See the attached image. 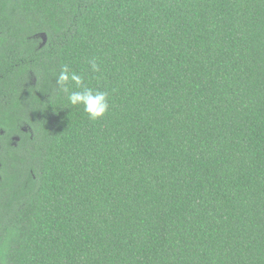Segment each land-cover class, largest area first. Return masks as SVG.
<instances>
[{
	"label": "trees",
	"instance_id": "16d2710c",
	"mask_svg": "<svg viewBox=\"0 0 264 264\" xmlns=\"http://www.w3.org/2000/svg\"><path fill=\"white\" fill-rule=\"evenodd\" d=\"M0 264H264V0H0Z\"/></svg>",
	"mask_w": 264,
	"mask_h": 264
},
{
	"label": "clouds",
	"instance_id": "9594fccd",
	"mask_svg": "<svg viewBox=\"0 0 264 264\" xmlns=\"http://www.w3.org/2000/svg\"><path fill=\"white\" fill-rule=\"evenodd\" d=\"M88 63L93 72L99 71L95 57L90 59ZM69 81L74 83L79 90L70 92L67 87ZM57 84L67 94L68 102L73 106L82 105L84 112L90 119H99L109 110V94L105 91L93 90L85 86L83 77L75 72H70L67 66L61 69L57 77Z\"/></svg>",
	"mask_w": 264,
	"mask_h": 264
},
{
	"label": "rangeland",
	"instance_id": "374dc122",
	"mask_svg": "<svg viewBox=\"0 0 264 264\" xmlns=\"http://www.w3.org/2000/svg\"><path fill=\"white\" fill-rule=\"evenodd\" d=\"M40 37H41L43 40H45V36L41 35Z\"/></svg>",
	"mask_w": 264,
	"mask_h": 264
}]
</instances>
